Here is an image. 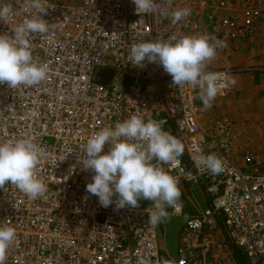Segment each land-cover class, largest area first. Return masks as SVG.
Segmentation results:
<instances>
[{
  "label": "built area",
  "instance_id": "built-area-1",
  "mask_svg": "<svg viewBox=\"0 0 264 264\" xmlns=\"http://www.w3.org/2000/svg\"><path fill=\"white\" fill-rule=\"evenodd\" d=\"M258 1L241 0L238 10L230 11L229 0H156L169 14L191 9L186 19L173 23L159 10L137 14L132 0H45L41 18L49 30L28 39L33 56L49 65L47 79L16 89L0 85V144L32 138L41 152L36 174L48 187L44 197L34 200L10 183L0 188V227L16 229L5 264H136L139 257L164 263L166 220L150 224V206L118 208V196L112 205L101 206L86 190L95 173L80 164L94 133L132 115L167 121L164 130L185 146L171 173L180 177L181 197L197 187L206 204L190 216L184 214L181 198L177 207H169V215H183L185 223L178 257L167 255L166 261L215 264L210 255L220 251L236 262L238 252L248 264H264V172L257 165L243 170L234 160L238 134L233 120L222 118L206 128L209 108L203 107L198 88L179 89L159 63L146 61L139 67L129 62L133 43L209 34L227 47L217 50L206 71L230 79L236 68L211 64L229 49L239 51L255 33L256 23L264 19ZM4 4L14 12L0 20V34L14 35L16 26L37 14L28 9V0H0ZM97 68L113 72L111 84L94 81ZM225 83L215 99L229 95L230 83ZM246 152V164L260 165V158ZM210 153L225 162L222 173L197 166Z\"/></svg>",
  "mask_w": 264,
  "mask_h": 264
},
{
  "label": "clouds",
  "instance_id": "clouds-1",
  "mask_svg": "<svg viewBox=\"0 0 264 264\" xmlns=\"http://www.w3.org/2000/svg\"><path fill=\"white\" fill-rule=\"evenodd\" d=\"M137 14L160 11L176 23L191 14L190 8L171 11L169 14L156 0H132ZM170 3V0H169ZM28 9L36 15L26 17L12 32L0 34V85L7 84L16 89L20 85L34 86L47 79L50 71L46 62H39L33 56V45L28 39L31 33L45 34L49 23L41 18L46 13L45 0H28ZM14 10L10 4L0 6V20L6 21ZM174 41V42H173ZM227 47L226 42L216 40L209 34L184 36L169 41L145 40L133 43L129 62L143 67L145 62L159 63L171 75L172 83L183 89L185 86L198 88L199 99L204 108H210L213 101L228 83L235 84L226 74L206 71L207 64L217 56V50ZM228 118V117H227ZM216 121V120H215ZM214 121V122H215ZM166 120H147L132 115L117 122L115 127H105L94 133L83 150L80 164L83 170L95 174L88 183V193L99 198L101 206L114 203L118 208L138 207L141 199L151 201L147 209L150 224H158L169 216L168 207L175 208L182 196L179 175L171 174L179 164L185 146L171 132L164 130ZM108 144L109 151L101 155ZM41 152L32 138L0 144V188L6 184L15 185L29 199L45 196L47 185L38 178L37 166ZM197 166L213 175L225 170V162L214 153L201 156ZM163 165H168L166 170ZM180 173L184 170L179 169ZM16 239V229L0 227V264H5L7 252ZM136 264H151L145 257H139Z\"/></svg>",
  "mask_w": 264,
  "mask_h": 264
},
{
  "label": "crops",
  "instance_id": "crops-1",
  "mask_svg": "<svg viewBox=\"0 0 264 264\" xmlns=\"http://www.w3.org/2000/svg\"><path fill=\"white\" fill-rule=\"evenodd\" d=\"M233 0H230L231 2ZM241 1V0H240ZM232 3V2H231ZM259 5L262 6L264 9V0L258 1ZM234 4L238 5L239 2H235ZM238 10V6L236 8ZM250 47V48H249ZM256 47V48H255ZM212 67H234L237 71H234L231 75L230 79L235 80V84L230 83V93L227 95V97L224 98H218L215 99L212 103V107L207 109L205 119L208 118V115L210 113L213 114V108L216 106V101L221 100V102H217L220 104L223 103H232V100L236 102L239 101L243 106L247 107V112H249L252 117H250V121L243 122L242 126H251V131L253 132V140L250 143V146H253L250 153H253L254 156H257L259 159L258 162H260V165L257 164V162L253 164H246L244 162V156L247 153L245 149L243 148L242 142H236V145L239 148V151L236 152V155L234 156V160L236 163L243 169L246 170V168H255L256 165L259 167L260 170L263 171L264 169V148L261 146V136L258 133L256 135V131L258 130L256 128H263L264 132V19H261L256 23V30L255 33L248 38L243 44L239 51H233L232 49H229L225 51L223 58L218 61L211 64ZM242 68V70H241ZM246 69V70H243ZM239 70V71H238ZM204 119V120H205ZM204 121V125H205ZM210 126V125H209ZM209 126H206V128L209 129ZM252 137V136H251ZM263 139V137H262ZM264 141V140H263ZM261 143V144H260ZM256 157V158H257ZM197 199H200L201 205L203 207H206L202 190L199 188H192L189 191H186V194L181 197V203L184 207V214L185 215H192L190 211H188L187 207L189 205H196ZM152 203V202H151ZM139 205L142 206H151L150 203L144 202L142 199L139 201ZM203 208V209H204ZM167 210L170 212L169 207ZM172 219H176L175 221H172ZM169 225L171 224L172 230L169 228L168 225V232L167 235L171 231H175L177 233L178 238V245L176 247V255H172L168 249L165 246V243H162V255L164 259L163 264H174L171 261H166L167 255L173 256V258L176 260L178 257V248L180 245V236H181V229L183 224L185 223V217L182 216H174L170 213L168 216ZM167 239V238H166ZM237 256V262L234 260V258L230 257L229 255L220 252L215 251L212 255H210L211 258H214L213 261H215V264H240V261L242 264H248L246 257L243 255V253L235 254Z\"/></svg>",
  "mask_w": 264,
  "mask_h": 264
},
{
  "label": "rangeland",
  "instance_id": "rangeland-1",
  "mask_svg": "<svg viewBox=\"0 0 264 264\" xmlns=\"http://www.w3.org/2000/svg\"><path fill=\"white\" fill-rule=\"evenodd\" d=\"M54 1H60V2H75L77 0H54ZM230 1V0H229ZM232 2V3H231ZM229 2L230 5H229V8H230V11H234L238 5L234 4V0ZM235 2H241L240 0H235ZM250 48V47H249ZM256 48V47H255ZM242 70V68H241ZM243 70H246V69H243ZM234 100V99H233ZM232 100V103H223V104H220V103H217V102H221V100H218L216 101V106L212 109L213 110V114L208 115V118H204L205 120H203V123L204 121L206 122L205 125L206 126H209L211 124H213V122L215 120H219V119H222V118H230L231 120H233V122L235 123V126H236V131H237V134H238V140L237 142H242L243 144V148H240V149H245L246 151L248 150H252L253 146H250V143L252 140H253V132L251 131V126H247V128H245V126H242V123L243 122H247V121H250V117H252V115L247 112V107L246 106H243V104H241L239 101L236 102ZM206 115V114H205ZM263 124H264V120H263ZM204 125V126H205ZM251 129V130H250ZM258 130H255L256 131V135L259 133L260 136H261V146L264 148V132H263V128H256ZM252 136V137H251ZM263 137V139H262ZM235 146L237 148V151H239V148L238 146L236 145L235 143ZM250 152V151H249ZM253 154V153H251ZM263 172H264V169H263ZM194 202H197L196 205L192 206V205H189L187 207L188 211L191 212V214H194L196 213L197 211H201L204 207L203 205H201V202H200V199H197L196 201ZM176 219H172V221H175ZM166 222L167 224L169 225V220L168 218L166 219ZM169 228L172 230V227H171V224L169 225ZM165 246L166 248L168 249V251L172 254V255H176V247L178 245V238H177V233L175 231H171L168 236H167V239L165 240Z\"/></svg>",
  "mask_w": 264,
  "mask_h": 264
},
{
  "label": "water",
  "instance_id": "water-1",
  "mask_svg": "<svg viewBox=\"0 0 264 264\" xmlns=\"http://www.w3.org/2000/svg\"><path fill=\"white\" fill-rule=\"evenodd\" d=\"M112 79L113 72L109 69L97 68L94 72V81L98 83L111 84Z\"/></svg>",
  "mask_w": 264,
  "mask_h": 264
},
{
  "label": "trees",
  "instance_id": "trees-1",
  "mask_svg": "<svg viewBox=\"0 0 264 264\" xmlns=\"http://www.w3.org/2000/svg\"><path fill=\"white\" fill-rule=\"evenodd\" d=\"M240 264H242V262L240 261Z\"/></svg>",
  "mask_w": 264,
  "mask_h": 264
}]
</instances>
